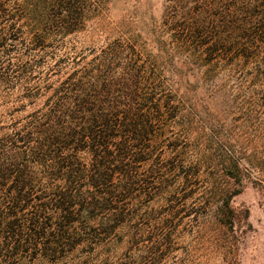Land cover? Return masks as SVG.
I'll return each instance as SVG.
<instances>
[{
  "label": "trees",
  "instance_id": "trees-1",
  "mask_svg": "<svg viewBox=\"0 0 264 264\" xmlns=\"http://www.w3.org/2000/svg\"><path fill=\"white\" fill-rule=\"evenodd\" d=\"M264 212V0H0V264H249Z\"/></svg>",
  "mask_w": 264,
  "mask_h": 264
},
{
  "label": "rangeland",
  "instance_id": "rangeland-1",
  "mask_svg": "<svg viewBox=\"0 0 264 264\" xmlns=\"http://www.w3.org/2000/svg\"><path fill=\"white\" fill-rule=\"evenodd\" d=\"M233 205L235 207H250L251 208V221L254 226L260 231V238L256 240L257 250L251 257L249 264H264V212L258 205L257 196L253 191L234 199Z\"/></svg>",
  "mask_w": 264,
  "mask_h": 264
}]
</instances>
